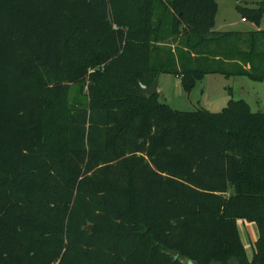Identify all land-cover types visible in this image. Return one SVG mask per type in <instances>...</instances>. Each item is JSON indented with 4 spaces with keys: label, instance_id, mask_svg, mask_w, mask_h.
I'll list each match as a JSON object with an SVG mask.
<instances>
[{
    "label": "trees",
    "instance_id": "trees-1",
    "mask_svg": "<svg viewBox=\"0 0 264 264\" xmlns=\"http://www.w3.org/2000/svg\"><path fill=\"white\" fill-rule=\"evenodd\" d=\"M217 8L0 0V264H264V111L175 109L140 86L264 82V28L214 30ZM237 9L259 26L264 1Z\"/></svg>",
    "mask_w": 264,
    "mask_h": 264
},
{
    "label": "rangeland",
    "instance_id": "rangeland-1",
    "mask_svg": "<svg viewBox=\"0 0 264 264\" xmlns=\"http://www.w3.org/2000/svg\"><path fill=\"white\" fill-rule=\"evenodd\" d=\"M217 24L223 17L226 22L223 30H253L264 28V13L260 20V25L256 26L251 21H241V13L237 9V5L253 7L264 0H217ZM90 70V69H89ZM77 86V85H76ZM161 95L160 100L168 103L172 108L180 110H194L197 108H205L209 111H219L226 101L232 97L234 99L246 100L252 111H264V82L254 81L246 76H230L224 77L220 74H206L201 80H197L194 87L186 92L179 77L171 74H163L161 76ZM70 90L71 96L75 93V86L72 85ZM85 90V89H84ZM84 93L82 91L81 95ZM239 234L243 242L247 258L252 257L254 250L253 234L256 233V225L246 220L239 219L237 221ZM252 224V225H251ZM183 264L190 262L182 260Z\"/></svg>",
    "mask_w": 264,
    "mask_h": 264
},
{
    "label": "crops",
    "instance_id": "crops-1",
    "mask_svg": "<svg viewBox=\"0 0 264 264\" xmlns=\"http://www.w3.org/2000/svg\"><path fill=\"white\" fill-rule=\"evenodd\" d=\"M217 5H218V1H217ZM217 12H218V8H217ZM217 13H216V15H215V23H214V30H219V31H221V30H223L222 28H223V26H225V24H226V22L224 21L225 19L223 18V17H221L220 18V21H219V24H217ZM241 21L242 22H245V21H247V20H245V19H242L241 18ZM163 74H160L158 77H157V80H158V85H157V92L159 93V97H160V95H161V93H162V91H161V86H160V82H161V76H162ZM175 78H176V76H175ZM163 94V93H162ZM162 101V100H161ZM163 102H165V101H163ZM168 104V103H167ZM251 223H253V222H251ZM254 225H255V223H253ZM252 225V224H251ZM256 227V226H255ZM257 229V228H256ZM252 234H253V241L256 239V233H254V231H252Z\"/></svg>",
    "mask_w": 264,
    "mask_h": 264
},
{
    "label": "water",
    "instance_id": "water-1",
    "mask_svg": "<svg viewBox=\"0 0 264 264\" xmlns=\"http://www.w3.org/2000/svg\"><path fill=\"white\" fill-rule=\"evenodd\" d=\"M157 85H158V80L157 78L154 79L153 83L150 85V86H145V85H141V88L144 90V92L146 93V95L148 96H151V95H154L155 93H157ZM87 229L92 231L93 229V226L90 224L87 226ZM186 261H189L188 259H185ZM190 264H195L194 262L192 261H189ZM189 264V263H187Z\"/></svg>",
    "mask_w": 264,
    "mask_h": 264
}]
</instances>
